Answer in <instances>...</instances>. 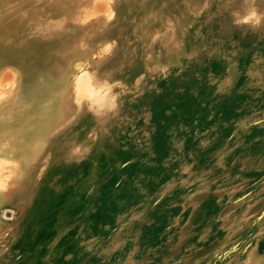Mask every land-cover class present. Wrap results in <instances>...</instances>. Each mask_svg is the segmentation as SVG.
Returning <instances> with one entry per match:
<instances>
[{
  "label": "rangeland",
  "instance_id": "rangeland-1",
  "mask_svg": "<svg viewBox=\"0 0 264 264\" xmlns=\"http://www.w3.org/2000/svg\"><path fill=\"white\" fill-rule=\"evenodd\" d=\"M0 170V264H264V0H0Z\"/></svg>",
  "mask_w": 264,
  "mask_h": 264
},
{
  "label": "bare ground",
  "instance_id": "bare-ground-1",
  "mask_svg": "<svg viewBox=\"0 0 264 264\" xmlns=\"http://www.w3.org/2000/svg\"><path fill=\"white\" fill-rule=\"evenodd\" d=\"M108 6V5H107ZM81 75V74H80ZM78 79V80H77ZM76 80L78 81V86L82 89V91L89 93V94H93V95H98V92L96 91V89L94 88L92 82L89 79H85L83 76H81V78H77ZM76 81V82H77ZM108 83V82H107ZM109 86V85H108ZM79 88V89H80ZM106 91V90H105ZM85 94V93H84ZM79 96V94H77ZM91 96V95H90ZM104 97V96H103ZM88 98V97H87ZM93 98V97H91ZM76 100V99H75ZM89 100V99H88ZM94 100V99H93ZM95 104V103H94ZM11 174H14V171L10 172ZM14 175H18L17 171ZM0 176H1V170H0ZM1 178V177H0ZM0 179V183H1ZM1 195V193H0Z\"/></svg>",
  "mask_w": 264,
  "mask_h": 264
}]
</instances>
